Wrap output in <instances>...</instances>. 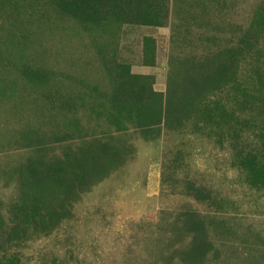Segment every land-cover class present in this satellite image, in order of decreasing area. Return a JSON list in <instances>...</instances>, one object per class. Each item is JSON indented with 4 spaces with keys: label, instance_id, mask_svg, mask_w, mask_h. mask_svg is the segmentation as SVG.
Returning <instances> with one entry per match:
<instances>
[{
    "label": "rangeland",
    "instance_id": "rangeland-1",
    "mask_svg": "<svg viewBox=\"0 0 264 264\" xmlns=\"http://www.w3.org/2000/svg\"><path fill=\"white\" fill-rule=\"evenodd\" d=\"M0 264H264V0H0Z\"/></svg>",
    "mask_w": 264,
    "mask_h": 264
}]
</instances>
